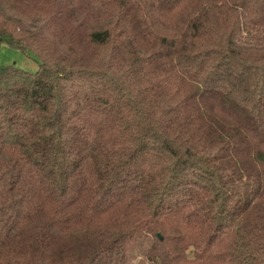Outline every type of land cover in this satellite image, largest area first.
I'll return each instance as SVG.
<instances>
[{"label": "trees", "instance_id": "obj_1", "mask_svg": "<svg viewBox=\"0 0 264 264\" xmlns=\"http://www.w3.org/2000/svg\"><path fill=\"white\" fill-rule=\"evenodd\" d=\"M0 264H264V0H0Z\"/></svg>", "mask_w": 264, "mask_h": 264}, {"label": "rangeland", "instance_id": "obj_2", "mask_svg": "<svg viewBox=\"0 0 264 264\" xmlns=\"http://www.w3.org/2000/svg\"><path fill=\"white\" fill-rule=\"evenodd\" d=\"M12 64L29 72H35L37 68L36 63L27 57L20 49L0 42V66ZM135 253L136 251H133L135 256L131 259L130 264H149Z\"/></svg>", "mask_w": 264, "mask_h": 264}]
</instances>
